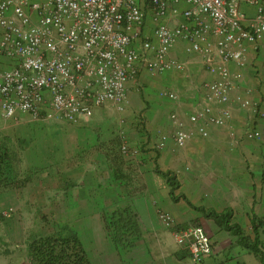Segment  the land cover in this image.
Wrapping results in <instances>:
<instances>
[{"label":"built area","instance_id":"obj_1","mask_svg":"<svg viewBox=\"0 0 264 264\" xmlns=\"http://www.w3.org/2000/svg\"><path fill=\"white\" fill-rule=\"evenodd\" d=\"M178 45L198 55L214 78L203 84V102L189 115V125L174 118L177 147L195 135L208 137L209 126L226 128L233 139L236 105L264 119L252 98L257 89L264 91V62L255 68L257 88L240 89L249 50L255 58L264 48V0H0V59L14 63L0 71V120L26 114L79 125L104 105L125 111L129 85L143 73L185 69L171 56ZM262 137L251 126L239 138ZM165 142L163 135L158 148ZM120 150L127 157L138 154L123 142ZM159 218L194 263L212 253L201 225L178 227L166 211Z\"/></svg>","mask_w":264,"mask_h":264},{"label":"rangeland","instance_id":"obj_2","mask_svg":"<svg viewBox=\"0 0 264 264\" xmlns=\"http://www.w3.org/2000/svg\"><path fill=\"white\" fill-rule=\"evenodd\" d=\"M253 62L255 68L263 65L264 48L256 52ZM155 83L156 79H144L134 84L135 92L133 95L129 90L125 111L104 105L96 109L90 121L79 125L60 120H34L25 114L0 120L1 125L11 123L9 130L0 132L1 149L13 152L0 173V264H38L29 254L28 246L33 239L73 233L83 244L87 264H114L113 261L119 264L120 254L128 248L116 246V259L111 256L115 255L110 247L115 244L111 236L116 230L114 223L108 221L118 209L130 208L135 214L136 199L130 198L137 188L134 183L142 186L143 180L137 179L140 153L147 150L144 149L147 144L150 149L156 147V140L163 135L178 149L173 141L174 118L188 126V117L195 110H192L195 106L182 105L185 101H181V93L176 88L156 91ZM169 92L177 97L168 98ZM153 96L160 103H155ZM155 105L163 108L162 132L159 123L156 124ZM260 123L256 127L251 122L247 127L245 122L244 129L252 126L264 136V120ZM122 142L137 149L138 154L135 157L122 155ZM158 177V181L165 183ZM163 183L156 186L158 192L164 191ZM126 196H129L128 202L123 199ZM144 199L147 205L150 202L153 213L143 214L145 225L137 228L134 235L130 233L128 239L133 242L151 233L149 237L163 239L162 246L157 242V251L163 252L162 247L172 250L175 247L178 254L184 252L183 259L187 263L194 264L189 254L174 243L172 229L161 223L159 212L163 211V203L159 205L156 198L150 201L148 196ZM207 234L214 239L216 252L199 264H243L244 258L259 263L258 258L238 246L236 238L221 228L215 226V232ZM122 235L126 236L124 232ZM247 235L253 237L251 229ZM260 238L264 252V229ZM105 255H108L107 260Z\"/></svg>","mask_w":264,"mask_h":264},{"label":"crops","instance_id":"obj_3","mask_svg":"<svg viewBox=\"0 0 264 264\" xmlns=\"http://www.w3.org/2000/svg\"><path fill=\"white\" fill-rule=\"evenodd\" d=\"M152 26L153 22L148 20L146 29L149 30ZM171 56L185 64L183 71H169L158 76L143 73L139 80L146 79L150 81L156 79L154 84L156 91L165 87L176 88L181 93V101H185L182 105L185 107L195 106L192 109L194 110L203 102V84L214 77L208 72L203 60L198 55L185 54L179 45L172 50ZM253 60L254 52L249 50L248 65L244 71L241 90L247 86L257 88ZM13 64L11 59L2 56L0 71L11 67ZM150 76L154 77L150 78ZM133 85V83L129 85V90L134 95ZM153 97L155 103H160L156 96ZM178 97L180 99V95ZM252 98L260 102L261 109L264 111V95L262 96L259 91H256ZM155 106L156 124L159 123L158 127L162 132L163 108ZM232 110L231 126L235 132L233 139L229 136L226 128L211 126L208 127V137L203 138L195 135L185 146L177 147L178 149L172 147L173 142L171 140L165 142L162 148H158L159 141L156 140V147H154L156 151L153 147L152 149L148 148L150 146L146 143L144 149L147 150L140 153L139 156L140 167L137 176L138 181L143 180L142 186L139 187V184L134 183L137 188L134 192H131L132 196L130 198L136 199V211L134 213L137 216L135 223L137 228L141 229L142 225H145L143 214L153 213L150 202L147 205L144 199L145 196H148L150 201L151 198H156L159 205L163 203V211L172 215L174 224L178 227L192 222L199 223L206 229L207 233L212 234L215 232V226H217L212 218L205 217L182 199L177 202L171 200L166 182L158 181L159 177L155 173L154 160H156L161 170H170L175 174L180 183L177 193L184 194L192 205L213 209L219 213L231 210L233 214L232 222L238 223L246 234H248V229L252 230V221L255 218L264 221V138L261 141L239 138L245 130V122L247 127L250 126L251 122H254L257 127L262 124L260 122L264 119L252 115L251 112H247L237 105L233 106ZM18 115V117H21V114ZM2 125L0 124V132L9 130L8 127L11 123ZM158 127L156 126V130ZM156 137L158 138V136ZM162 183L165 189L158 192L157 187L161 186ZM128 197L126 196L123 199L128 202ZM147 207L149 208L147 209ZM149 234L151 233H148L146 237H136L137 239L132 242L133 246L120 254L119 264H189L183 259L184 252L178 254L175 252L177 251L175 247L173 250L162 247L163 252L157 251L156 244L159 242L162 246L163 239L155 236L149 237ZM152 234L154 235V233ZM213 240L211 239V243ZM110 245L115 251V255L112 254L111 256L116 259L118 255L116 254V245ZM212 247L214 249L213 244ZM214 252L216 251L213 250L212 254ZM107 256L105 255L106 260L108 259ZM253 260L244 258L242 263L257 264ZM113 263L115 264L114 261Z\"/></svg>","mask_w":264,"mask_h":264},{"label":"trees","instance_id":"obj_4","mask_svg":"<svg viewBox=\"0 0 264 264\" xmlns=\"http://www.w3.org/2000/svg\"><path fill=\"white\" fill-rule=\"evenodd\" d=\"M12 156L13 152L9 149L2 150L0 144V173L3 172L6 164L11 160ZM154 163L155 173L165 180L169 187V197L172 201L177 202L182 199L191 206V208L201 212L205 217L212 218L219 228L236 238V244L238 246L251 252L256 258H258L261 264H264V252L261 249L262 243L260 238L261 230L264 229V221L256 218L252 221L253 237L251 238L238 223L232 222L233 214L231 210L219 213L213 209H205L202 206L192 205L184 194L177 193L180 183L175 174L170 170H161L156 163V160H154ZM118 177L120 178L121 176L119 175ZM136 221L137 216L136 214H132L130 208L118 209L111 214L108 222L114 223L116 232L112 234L111 238L116 246H122V248L133 246V243L128 239V236H131L130 233H133L132 235L135 234L137 230L135 224ZM122 232H124L126 236H123ZM122 236L126 237L124 241L121 238ZM28 247L29 254L38 264L88 263L83 244L78 235L74 233L70 235L62 234L60 236H47L33 239ZM202 259L200 261H202ZM200 261L194 264H199Z\"/></svg>","mask_w":264,"mask_h":264},{"label":"clouds","instance_id":"obj_5","mask_svg":"<svg viewBox=\"0 0 264 264\" xmlns=\"http://www.w3.org/2000/svg\"><path fill=\"white\" fill-rule=\"evenodd\" d=\"M140 81V80H139ZM140 83V82H139ZM134 84H136V83H134ZM130 87V86H129ZM127 95H128V93H127ZM96 111V110H95ZM123 155V154H122ZM181 227V226H180ZM203 227V226H202ZM211 240V239H210ZM182 249V248H181ZM183 250V249H182ZM185 251V250H184ZM185 252H187V251H185ZM212 252H213V247H212ZM188 253V252H187ZM189 254V253H188ZM212 254V253H211ZM210 254V255H211ZM210 255H208V256H210ZM190 256V255H189ZM206 257V256H205ZM205 257H203V258H205ZM191 258V257H190ZM192 261V260H191ZM193 262V261H192ZM194 263V262H193Z\"/></svg>","mask_w":264,"mask_h":264}]
</instances>
